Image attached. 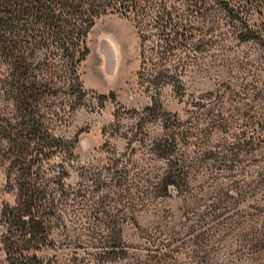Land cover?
I'll list each match as a JSON object with an SVG mask.
<instances>
[{
  "label": "rangeland",
  "instance_id": "obj_1",
  "mask_svg": "<svg viewBox=\"0 0 264 264\" xmlns=\"http://www.w3.org/2000/svg\"><path fill=\"white\" fill-rule=\"evenodd\" d=\"M230 4H246L247 29L263 27L264 6ZM175 5L174 24L192 28L170 51L152 3L135 19H95L77 82L55 50L34 69L48 84L40 119L58 142L26 157L46 234L1 215L17 204V172L0 151V264H264V47L236 39L211 0ZM11 108L1 102L0 115ZM166 134L184 182L164 191L170 162L155 147Z\"/></svg>",
  "mask_w": 264,
  "mask_h": 264
},
{
  "label": "trees",
  "instance_id": "obj_2",
  "mask_svg": "<svg viewBox=\"0 0 264 264\" xmlns=\"http://www.w3.org/2000/svg\"><path fill=\"white\" fill-rule=\"evenodd\" d=\"M169 1L171 5L166 4ZM206 1L0 0V103L7 101L12 107L11 116L0 115V151L15 157L17 172V180L12 184L16 190L17 204L12 208L5 205L1 211L9 225L23 234L36 233L44 237L46 234V212L38 204L40 190L35 187V183L27 180L32 165L28 164L26 157L32 152L31 149L41 154L43 149L57 146L58 142L43 128L40 119L38 106L48 84L40 81L34 69L38 70L39 65L47 61L50 53L55 50L56 54L66 57L68 71L75 75L78 63L88 53L85 38L96 18L111 12L135 19L142 8L152 3L159 9V13L154 16V25L161 40V48L165 52L170 51L174 43L181 45L188 40L192 28L187 23L179 26L174 24L175 3L185 2L188 9L196 7L199 11ZM211 2L220 7L228 22L238 24L237 29H232L236 39H258L264 47V41L259 39L263 36L264 24L261 29H247V25L240 22L239 13L246 8V4L231 5L230 0ZM254 2L258 7L264 6V0ZM161 76L166 75L157 74L149 83L155 85ZM169 77L173 78L172 75ZM73 80L77 82L76 75ZM176 81L180 83V80ZM0 113H3L2 109ZM175 144V137L166 134L155 147L170 162L160 183L164 191L170 186H183L184 182L183 168L177 160L169 158ZM32 239L29 237L27 241ZM39 241L40 238L36 242Z\"/></svg>",
  "mask_w": 264,
  "mask_h": 264
}]
</instances>
